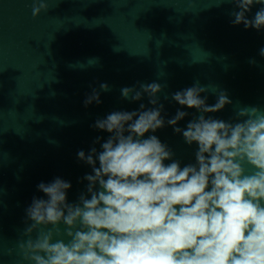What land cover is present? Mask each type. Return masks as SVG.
Here are the masks:
<instances>
[{"label": "water", "instance_id": "obj_1", "mask_svg": "<svg viewBox=\"0 0 264 264\" xmlns=\"http://www.w3.org/2000/svg\"><path fill=\"white\" fill-rule=\"evenodd\" d=\"M48 11L32 16L34 0H0V264H28L17 254L26 239V209L33 197L47 199L37 185L60 177L71 183L69 203L86 192L92 168L87 155L110 135L93 127L116 111L152 108L122 98L121 89L157 82L165 126L155 133L181 167L195 163L197 145H188L167 125L177 110L189 113L177 127L200 113L181 106L172 94L209 85L223 90L232 104L206 114L232 121L239 107L264 109V28L234 25L233 3L219 0H47ZM264 5L246 13L252 19ZM255 60L252 64L250 61ZM109 86L108 91L100 89ZM93 90L101 103L85 106ZM167 97V98H165ZM97 137L101 138L96 143ZM171 161H165V164ZM249 172L250 166L246 165ZM63 228V225H61ZM67 239V238H65ZM9 249L12 254L9 255Z\"/></svg>", "mask_w": 264, "mask_h": 264}, {"label": "clouds", "instance_id": "obj_2", "mask_svg": "<svg viewBox=\"0 0 264 264\" xmlns=\"http://www.w3.org/2000/svg\"><path fill=\"white\" fill-rule=\"evenodd\" d=\"M61 0H57V3ZM233 3L234 25L264 28V7L252 19L246 13L264 0H219ZM49 9L47 0H34L32 16ZM264 57V48L260 50ZM250 63L255 64L252 60ZM157 82L121 89L122 98L152 108L116 111L98 119L94 128L110 135L101 151L92 147L78 158L91 166L86 192L78 202L67 201L71 183L56 177L37 185L47 197H33L26 209L24 240L18 255L28 264H264V109L239 107L235 119L206 114L232 104L223 90L212 91L216 103H206L208 86L199 81L172 94L181 106L200 114L185 128L189 115L178 109L167 120L188 145L195 143V163L181 167L173 151L155 133L165 126L164 105ZM108 91L107 84H101ZM167 98V97H165ZM99 104L93 90L84 103ZM101 138L97 137L96 143ZM165 161H171L165 164ZM250 166L249 172L246 168ZM63 225V228H61ZM67 238V239H65ZM12 250L9 249V255Z\"/></svg>", "mask_w": 264, "mask_h": 264}]
</instances>
